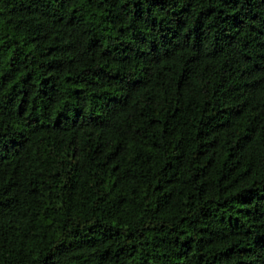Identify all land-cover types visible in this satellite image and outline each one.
I'll return each mask as SVG.
<instances>
[{"label": "trees", "instance_id": "1", "mask_svg": "<svg viewBox=\"0 0 264 264\" xmlns=\"http://www.w3.org/2000/svg\"><path fill=\"white\" fill-rule=\"evenodd\" d=\"M0 264H264V0H0Z\"/></svg>", "mask_w": 264, "mask_h": 264}]
</instances>
